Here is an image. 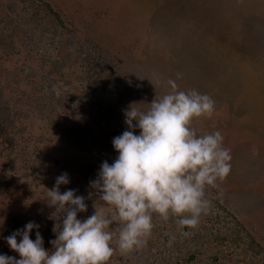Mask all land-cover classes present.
<instances>
[{"label":"rangeland","instance_id":"1","mask_svg":"<svg viewBox=\"0 0 264 264\" xmlns=\"http://www.w3.org/2000/svg\"><path fill=\"white\" fill-rule=\"evenodd\" d=\"M29 1L41 12L40 24L29 15L33 6L20 18L16 36L23 43L15 42L25 57L20 61H34L43 83L49 81L56 96L65 97L62 104L73 119L88 112L92 117L79 130L62 132L57 141L44 127L28 132L20 125L26 142L15 148L21 150L0 139V251L20 259L6 242L13 219L23 227L30 221L38 224L44 247L51 251L50 227L59 214L51 218L55 209L44 200L47 189L62 173L70 182L60 191L75 188L76 166L94 165L99 172L105 160L111 164L118 156L112 140L127 129L124 110L133 102L151 103L157 92L169 91L167 81L174 79L180 90L196 89L214 99L212 117L200 118L194 126L202 133L221 131L232 170L225 181L207 188L212 208L192 235L180 236L174 219L154 217L147 245L123 255L117 248L109 264H168L176 256L177 241L181 257L193 254L195 264H214V255L232 256L234 264L244 259L258 264L260 256L246 248L243 252L233 237L244 233L238 232V221L264 247V0ZM49 23L58 27L55 36ZM26 33L33 39H24ZM55 56L71 65L64 82L49 72ZM10 71L14 73L12 67L6 69ZM6 72V81L16 88L15 76ZM55 107L51 116L65 118L66 111ZM43 113L52 127L50 113ZM84 132L72 141L71 136ZM72 190L85 197L87 212L79 214L86 219L95 212V195L89 198L94 190L90 184ZM97 207L105 211L102 202ZM170 235L176 237L171 246ZM31 236L35 240L36 230ZM112 246L117 247L115 241Z\"/></svg>","mask_w":264,"mask_h":264},{"label":"clouds","instance_id":"2","mask_svg":"<svg viewBox=\"0 0 264 264\" xmlns=\"http://www.w3.org/2000/svg\"><path fill=\"white\" fill-rule=\"evenodd\" d=\"M167 85L169 91L157 92L151 103L133 102L124 110L127 129L112 140L118 156L111 164L105 160L90 181L95 212L78 219L87 212L85 197L72 189L61 192L70 179L60 174L44 199L55 209L51 218L59 214L52 250L45 249L40 226L30 221L6 238L20 259L0 254V264H109L117 248L123 255L147 245L154 217L174 219L180 236L192 235L212 208L206 190L228 178L232 155L220 130L202 133L194 126L212 117L214 99L196 89L180 90L174 79ZM175 239L170 235L169 246Z\"/></svg>","mask_w":264,"mask_h":264},{"label":"trees","instance_id":"3","mask_svg":"<svg viewBox=\"0 0 264 264\" xmlns=\"http://www.w3.org/2000/svg\"><path fill=\"white\" fill-rule=\"evenodd\" d=\"M32 6L33 4L30 3L29 0L0 1V139L6 142L7 144L6 146L8 148L11 147L15 148L16 146H18V144H22L23 142H26V138L22 136L24 132L22 130V127H20V125H23L28 132H34L44 127V129L48 132V134H50V138L53 139L54 141H57V139L61 138L60 135L63 134L62 132L64 131L71 132V131L79 130L83 126H86V122H89L92 117V115L88 112L84 116L76 117L75 119H73V116L70 113V111H68V109H66L62 104V101L65 97L56 96L55 91L57 90L54 89V85L50 84L49 81L43 83V80L45 79L37 75L36 72L38 69H36L34 65V61L33 60L27 62L20 61L21 58H25V57L19 55L18 50L16 48L17 45H15V42H16V38H18L20 42L23 43V38L16 36L17 35L16 28L19 25L20 18L28 14V11H30L29 9ZM40 13L41 12L39 11V8L35 4L33 6V10L30 11L29 13L31 18H35V16L38 17V19L35 18L33 20L34 23L40 24L39 23ZM48 26L50 27L49 30H52L49 31V33L52 34V36H55L58 27L51 23H49ZM27 35H28L27 33L24 35V39L27 37ZM28 36L30 40L33 39L32 34ZM55 57L53 58L54 63L51 64L49 72L53 74L58 73V77H60L61 80L62 79L65 80L66 77H68L65 75L68 72L67 70L70 69L71 65L68 63L65 64L63 60L64 58H61V60L63 61H61L59 58L60 60L59 62L57 61L58 60L57 56ZM9 67H12L14 73L13 72L11 73V71L6 72V69ZM4 72L8 73L7 76L8 75L10 77L15 76L14 79L15 78L16 79L14 80V83H16L17 85L16 88H13V85H11L6 81L7 78L4 77L3 75ZM19 74L24 76L20 77L21 75L18 76ZM63 80L62 82H64ZM63 92L64 89L62 93ZM16 97H24L26 99L18 100ZM43 99L45 101H42ZM53 104L55 109H56L55 106L59 107V105L62 104L60 105L59 107L60 110L58 111H61V113L63 110L66 111V113H64L65 118L57 115L56 117L57 119H56L55 117L51 116V113H54V110L52 108ZM45 110L47 113H50V115L47 116L48 119L50 118V120L54 121L52 127L51 126L48 127V125L46 124V119H45L46 113H43V111ZM41 120L42 122H44L43 126L38 124L39 122H41ZM54 126L57 127V129L61 130L60 131L61 133L55 132L53 129ZM44 136L45 135H41V134L38 135V137H44ZM78 136L77 137L71 136L72 141L73 138H80L86 135L84 132L82 135H78ZM18 148L19 147L15 149ZM19 149L21 150V148ZM79 166H76L78 168H74V179L72 180V182L76 187L71 189L81 190L83 185H89L90 181L95 180L97 178L98 171L96 166L90 164L86 166H80V167ZM42 168L44 167L42 166ZM78 218L80 220H83L80 214H78ZM56 219L58 220L59 216ZM235 222L237 225L236 227L241 228V230L238 232H244V233L242 235L236 234L233 237V240L241 242L240 245L242 246L241 250H243V252H245V248H246L247 250H251L256 257L260 256L261 261L260 262L258 261V264H264V247H262L249 232L245 231L246 230L245 226H243L238 221ZM56 223L57 221L55 219H52V224L50 227L51 241L56 239V235L53 232V228ZM23 228L24 227L20 226L17 220L15 219L12 220V233ZM31 238L33 239L32 236ZM19 239L20 238L18 237V240ZM222 242L224 243V240H222ZM174 244H175L174 248L175 251H177V253L176 256L173 257L174 260H171L168 264H195L193 254H190L185 258H182L181 256L183 254H181V250L179 249L181 243L177 241ZM0 254L10 256V254L6 251L4 252L0 251ZM213 259H214V264L235 263L234 258H232V256L225 257L221 255H214ZM244 261L240 260L239 262L242 264H257V262H254L253 260H249V262L246 263Z\"/></svg>","mask_w":264,"mask_h":264}]
</instances>
